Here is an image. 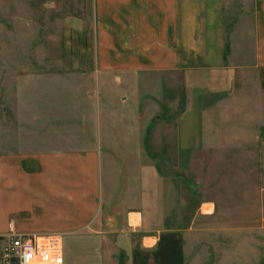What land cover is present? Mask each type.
I'll use <instances>...</instances> for the list:
<instances>
[{
  "label": "crops",
  "instance_id": "obj_1",
  "mask_svg": "<svg viewBox=\"0 0 264 264\" xmlns=\"http://www.w3.org/2000/svg\"><path fill=\"white\" fill-rule=\"evenodd\" d=\"M4 29L45 54L0 55V250L55 233L64 264L90 243L105 264L112 239L128 264H186L184 236L161 226L170 161L264 105V0H0Z\"/></svg>",
  "mask_w": 264,
  "mask_h": 264
},
{
  "label": "rangeland",
  "instance_id": "obj_2",
  "mask_svg": "<svg viewBox=\"0 0 264 264\" xmlns=\"http://www.w3.org/2000/svg\"><path fill=\"white\" fill-rule=\"evenodd\" d=\"M0 34L5 39L0 48L4 57L45 54L35 34L31 47L25 49L15 44L18 33L12 31L10 36L4 29ZM9 36H13L10 42L6 40ZM46 50L50 57L60 55V46L49 44ZM31 66L39 70L40 65ZM248 114L245 118L241 112L234 128H210L209 142L193 152L192 159L170 161L176 207L160 208L172 220L161 226L184 236L186 264H264V105ZM223 131L229 135H222ZM165 165V161H157L161 170ZM142 234L145 232L132 231L129 239L140 241ZM152 241L145 239L146 244ZM108 243L115 250L105 264H128L125 249L118 247L120 242L112 239ZM87 244L82 246L87 249ZM65 246L71 248L69 238ZM89 248L72 264H100L94 245L90 243Z\"/></svg>",
  "mask_w": 264,
  "mask_h": 264
},
{
  "label": "built area",
  "instance_id": "obj_3",
  "mask_svg": "<svg viewBox=\"0 0 264 264\" xmlns=\"http://www.w3.org/2000/svg\"><path fill=\"white\" fill-rule=\"evenodd\" d=\"M60 234L10 233L0 250V264H64Z\"/></svg>",
  "mask_w": 264,
  "mask_h": 264
},
{
  "label": "bare ground",
  "instance_id": "obj_4",
  "mask_svg": "<svg viewBox=\"0 0 264 264\" xmlns=\"http://www.w3.org/2000/svg\"><path fill=\"white\" fill-rule=\"evenodd\" d=\"M132 222H133V217H132Z\"/></svg>",
  "mask_w": 264,
  "mask_h": 264
}]
</instances>
